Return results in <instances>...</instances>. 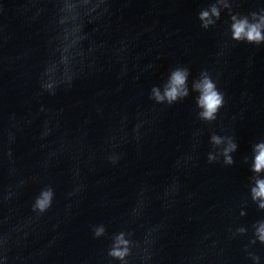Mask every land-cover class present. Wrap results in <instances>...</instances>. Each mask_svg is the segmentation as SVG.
Segmentation results:
<instances>
[{
  "label": "water",
  "instance_id": "1",
  "mask_svg": "<svg viewBox=\"0 0 264 264\" xmlns=\"http://www.w3.org/2000/svg\"><path fill=\"white\" fill-rule=\"evenodd\" d=\"M212 2L109 0V11L86 24L82 71L70 88L50 95L41 94L40 79L58 33L55 0H41L38 16L22 7L26 0H0L6 264H119L107 251L121 230L139 243L130 264H145L150 229L148 264H253L249 251L264 264V244L245 248L252 225L264 218L249 195L252 146L264 140V43L233 40L228 9L203 28L198 13ZM229 3L243 15L264 8V0ZM176 66L189 69L190 94L171 105L155 102L152 86ZM205 70L224 94L210 122L199 118L191 91ZM213 133L237 143L232 165L223 156L209 163ZM46 185L53 203L37 218L31 205ZM101 224L106 233L95 237ZM239 226L247 234L234 236Z\"/></svg>",
  "mask_w": 264,
  "mask_h": 264
},
{
  "label": "clouds",
  "instance_id": "2",
  "mask_svg": "<svg viewBox=\"0 0 264 264\" xmlns=\"http://www.w3.org/2000/svg\"><path fill=\"white\" fill-rule=\"evenodd\" d=\"M57 4L55 23L58 33L52 48L49 61L44 67L41 74L40 87L44 92L55 95L61 86L70 88L82 71L85 49L84 42L89 39V34L85 31L87 23H93L102 18L109 11V0H55ZM41 0H26L22 5L25 8H36V15H40L44 9L37 7ZM228 9L230 12V31L231 38L236 41H246L253 44L264 43V8L259 12L252 11L246 15L240 13H231V4L229 0H214L207 8H203L198 13V19L201 26L205 29L215 25L220 19L221 10ZM5 40L7 37L4 38ZM93 48L89 47L87 53H92ZM190 71L185 66H176L172 68L166 80L162 84L153 85L150 91V98L159 104L171 105L174 102L187 97L190 94L188 77ZM191 91L198 93L196 96V105L200 109L198 116L204 121H214L219 109L224 104V94L216 85L210 74L205 70L200 73L199 78L191 82ZM43 111V109H41ZM140 124L134 128V132L139 133ZM43 136L49 134L48 121L44 124ZM9 143L14 140V134L9 132ZM213 150L208 153L209 163L218 160L223 156V163L232 165L234 163L233 152L237 150V143L232 137L220 136L213 133L210 137ZM253 159L250 170L253 173L249 177V195L252 202L261 211H264V140L254 143L252 146ZM12 153L9 149L8 156ZM108 159L113 163H117L119 157L110 155ZM191 159V157H188ZM247 161V157H245ZM179 164V161H177ZM54 189L51 185L43 187L39 194L35 197L31 207L36 213L37 218L44 214L53 203ZM137 209L133 210V214H138ZM245 211L241 209L240 215H245ZM155 229H150L145 236L144 248L145 255L142 257L145 264L151 260L149 246L153 242L151 237ZM248 228L239 226L233 232V235L247 234ZM106 228L103 224L94 226L93 234L95 237L105 235ZM133 233L121 230L112 236L111 245L107 251V255L113 260L119 261V264H130L129 258L133 256V248H139V243L131 237ZM257 242L264 244V218L257 220L252 225V238L246 250L255 245ZM7 237H0V259L8 260L7 256ZM248 256L253 264H259L260 257L254 252L249 251Z\"/></svg>",
  "mask_w": 264,
  "mask_h": 264
}]
</instances>
